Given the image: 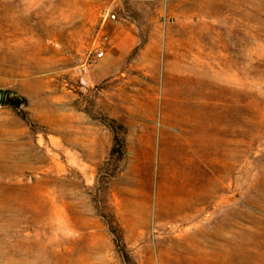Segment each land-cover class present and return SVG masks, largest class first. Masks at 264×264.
Segmentation results:
<instances>
[{"label":"rangeland","instance_id":"obj_1","mask_svg":"<svg viewBox=\"0 0 264 264\" xmlns=\"http://www.w3.org/2000/svg\"><path fill=\"white\" fill-rule=\"evenodd\" d=\"M0 87V264H264V0H0Z\"/></svg>","mask_w":264,"mask_h":264},{"label":"trees","instance_id":"obj_2","mask_svg":"<svg viewBox=\"0 0 264 264\" xmlns=\"http://www.w3.org/2000/svg\"><path fill=\"white\" fill-rule=\"evenodd\" d=\"M3 104H8L13 110H15L23 119L28 120L27 113L23 109L22 106L26 105V98L21 95H15L11 92L8 93L7 98L4 99ZM115 122V121H112ZM111 128L112 131V147H111V154L118 153L120 156L124 153V140L122 136H119L118 134V128H121V130L124 132L125 127L122 124L117 125H108ZM109 230L111 234L114 237V242L116 246L119 248L121 254L126 256L124 247L121 243V238L119 234V228L115 227L113 225H109Z\"/></svg>","mask_w":264,"mask_h":264},{"label":"built area","instance_id":"obj_3","mask_svg":"<svg viewBox=\"0 0 264 264\" xmlns=\"http://www.w3.org/2000/svg\"><path fill=\"white\" fill-rule=\"evenodd\" d=\"M106 38V37H105ZM104 54V50H103V47H101L100 45L97 47V51H96V58H100L102 55ZM87 69L86 67L84 68V72H86Z\"/></svg>","mask_w":264,"mask_h":264},{"label":"water","instance_id":"obj_4","mask_svg":"<svg viewBox=\"0 0 264 264\" xmlns=\"http://www.w3.org/2000/svg\"><path fill=\"white\" fill-rule=\"evenodd\" d=\"M5 90L0 87V104L4 101Z\"/></svg>","mask_w":264,"mask_h":264}]
</instances>
